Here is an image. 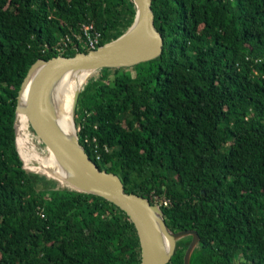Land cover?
I'll return each mask as SVG.
<instances>
[{"label": "trees", "instance_id": "16d2710c", "mask_svg": "<svg viewBox=\"0 0 264 264\" xmlns=\"http://www.w3.org/2000/svg\"><path fill=\"white\" fill-rule=\"evenodd\" d=\"M152 10L161 56L86 82L80 143L127 193L171 201L161 206L169 229L200 235L190 264H264V0H152ZM135 15L133 0H0V264L141 263L121 209L40 188L50 182L25 169L15 127L37 60L60 55L67 35L77 42L83 22L95 24L102 46ZM192 239L169 264H184Z\"/></svg>", "mask_w": 264, "mask_h": 264}, {"label": "water", "instance_id": "95a60500", "mask_svg": "<svg viewBox=\"0 0 264 264\" xmlns=\"http://www.w3.org/2000/svg\"><path fill=\"white\" fill-rule=\"evenodd\" d=\"M133 3L136 7L134 22L115 40L87 53H76L72 57L62 54L50 59L37 60L22 82L17 97L16 115L18 116L20 112L27 81L37 69L30 81L23 111L27 114L32 129L44 140L60 162L63 177L71 187H68V190L99 196L127 214L139 238L140 264H169L178 243L193 237L184 257V264H190L191 256L200 242L199 233L193 230L171 231L158 205H153L143 196L127 193L118 175L100 169L86 153L80 143L76 126L82 90L74 96L73 136L62 129L57 116L50 108L51 85L56 78L66 72L131 68L161 56L164 39L155 27L152 0H133ZM22 160L24 161L23 158Z\"/></svg>", "mask_w": 264, "mask_h": 264}, {"label": "bare ground", "instance_id": "6f19581e", "mask_svg": "<svg viewBox=\"0 0 264 264\" xmlns=\"http://www.w3.org/2000/svg\"><path fill=\"white\" fill-rule=\"evenodd\" d=\"M36 71L37 69L32 73L27 81L26 90L22 98L20 112L17 116V147L19 152H21L22 154V158L26 163L27 169L39 173L38 175L42 174V176H45L47 178L55 179L59 181L62 186L71 188L63 177L64 173L58 159L48 157L39 148L33 146L32 142L30 141V130H28L30 120L27 114H25V112L23 111V107L26 102V96L30 81L35 75ZM95 72L96 71L66 72L56 78L51 85L49 98L50 108L57 116L58 122L62 129L66 131L70 136L74 135L72 120L74 113V96L82 89L84 84L93 76ZM33 161L38 164V167H29V164Z\"/></svg>", "mask_w": 264, "mask_h": 264}, {"label": "built area", "instance_id": "2783aa9c", "mask_svg": "<svg viewBox=\"0 0 264 264\" xmlns=\"http://www.w3.org/2000/svg\"><path fill=\"white\" fill-rule=\"evenodd\" d=\"M100 38H102V34L96 29L95 24L86 21L81 24L79 33L75 34V41L77 42H74L72 37L67 35L66 38L62 39L64 45L57 46L56 49L60 51V55H65L69 50L79 53V48L91 51L99 47ZM105 151L109 152V149L105 148ZM95 154L96 159L100 161L102 156L97 149H95ZM154 199L157 202L156 205L160 208L161 206L170 207L171 205V201L164 196H155Z\"/></svg>", "mask_w": 264, "mask_h": 264}, {"label": "rangeland", "instance_id": "374dc122", "mask_svg": "<svg viewBox=\"0 0 264 264\" xmlns=\"http://www.w3.org/2000/svg\"><path fill=\"white\" fill-rule=\"evenodd\" d=\"M100 75V72L99 71H96L93 76L90 78V79H94V78H97L99 77ZM86 84V83H85ZM84 84V85H85ZM84 87V86H83ZM82 87L81 90H83L84 88ZM29 134H30V141L32 142V145L39 148L45 155H47L48 157H51V158H56L55 154L51 151V149L45 144L44 140L39 137L35 131L32 129V126L31 124L29 125ZM79 129L77 128V133H78ZM19 151V150H18ZM21 153V152H19ZM22 155V154H21ZM25 166H26V163H25ZM29 167L31 168H36L38 167V164H36L34 161L31 162L29 164ZM27 169V168H26ZM29 170V169H28ZM30 172L32 173H36L32 170H29ZM36 174H39V173H36ZM42 175V174H40ZM49 182L50 183H47L46 181H40V188H49V187H52L53 189H69L68 187H64L62 186V184H60L59 181L55 180V179H51V178H48ZM62 186V187H61Z\"/></svg>", "mask_w": 264, "mask_h": 264}]
</instances>
